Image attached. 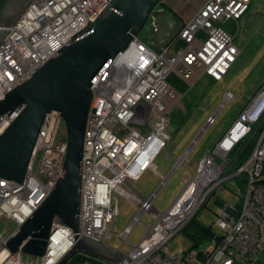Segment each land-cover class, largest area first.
I'll list each match as a JSON object with an SVG mask.
<instances>
[{"label": "built area", "instance_id": "2783aa9c", "mask_svg": "<svg viewBox=\"0 0 264 264\" xmlns=\"http://www.w3.org/2000/svg\"><path fill=\"white\" fill-rule=\"evenodd\" d=\"M109 1L31 0L12 26L0 27V97L55 57L57 50L69 45L71 36L93 21ZM253 1L257 0H205L181 23L172 43L156 50L135 37L94 83L81 159L80 237L106 244L116 233L118 196L132 197L122 185L134 189L133 182L147 168L154 170V158L170 140L176 90L168 79L173 75L189 82L205 74L212 80H221L238 53L234 36L223 24L229 20L237 22ZM158 74L165 79L164 87L175 93L164 109L155 98L159 91L155 85ZM260 84L262 87L215 145L217 159L203 156L166 209H154L152 201L157 192L149 199L133 197L140 206L139 212L119 234L120 239L127 240L144 213H150L153 220L141 240L124 251L129 261L124 258L118 264H264V123L259 122L264 114V80ZM232 98L227 92L220 107ZM142 111L146 118L138 124L133 119ZM209 119L207 124L213 121ZM8 123L0 121V132ZM255 123L259 130L249 156L227 172L226 156ZM60 125V115H47L21 183L0 179V219L13 224L10 229L0 227V252L63 174L66 141L58 136ZM220 161L223 164H218ZM237 175H243V190H237L241 201L238 206L223 205L220 209L215 223L222 233L213 248L200 255L195 250L175 255L167 252L166 243L184 229L212 192ZM223 208L230 211L229 215L222 212ZM53 226L43 256H25L18 250L2 264H57L75 240L73 230L58 218L53 220Z\"/></svg>", "mask_w": 264, "mask_h": 264}, {"label": "water", "instance_id": "95a60500", "mask_svg": "<svg viewBox=\"0 0 264 264\" xmlns=\"http://www.w3.org/2000/svg\"><path fill=\"white\" fill-rule=\"evenodd\" d=\"M162 0H110L86 27L71 36L72 42L57 50L29 78L0 97V118L16 113L0 134V179L21 183L47 115H60L66 129L63 174L33 213L9 237L0 252V264L18 250L43 256L53 220L74 232L75 251L105 264H118L123 251L78 235L81 159L92 87L117 55L123 52L151 19L145 42L156 50L177 35L180 22ZM31 0H0V27H10ZM129 261V260H128Z\"/></svg>", "mask_w": 264, "mask_h": 264}, {"label": "rangeland", "instance_id": "374dc122", "mask_svg": "<svg viewBox=\"0 0 264 264\" xmlns=\"http://www.w3.org/2000/svg\"><path fill=\"white\" fill-rule=\"evenodd\" d=\"M204 1L205 0H162L161 3L176 13L175 17L178 19L181 26V23L185 19H188ZM223 27L234 36V44L236 48H238V53L235 61L221 80L213 81L205 74L200 75L197 80H192L193 82L180 80L181 83L185 85V89L186 87L189 88L186 97L182 98L185 92L177 90L172 84L171 76L173 75L168 79L169 83L176 90L170 118L173 131L170 135L169 144L172 143V145H175L178 151H169L172 153V156L170 158L171 161L167 160V164H170L169 168H171L176 156V166L180 159L186 167L183 168V166H181L182 163L181 165L178 164L179 168L172 176L170 175L171 177H168L167 182L158 189L154 201H152L154 209H166L186 182L185 175H188V171L195 172L196 166L203 156L211 155L213 160L217 159L218 156H214V152L219 137L231 125L236 113L252 95L256 85L261 83L264 79V0L252 2L248 11L239 20L238 31L235 20L225 22ZM137 37L145 41L147 37L145 27ZM175 37L172 41L175 40ZM172 41H170V43H172ZM196 81L197 83H195ZM262 84L259 86L262 87ZM227 92H230L233 98L226 102L223 107H220L224 95ZM190 100L191 102L189 103ZM188 103L189 108L187 107ZM186 107L188 108L189 116L183 124H180L179 116L176 120L177 113L180 112L184 114L186 112ZM209 118H212L213 121L206 126L208 120H210ZM249 135L250 133H247L241 139V142ZM58 136L60 139L66 138L65 130H60ZM166 147L167 144L163 151L154 158V163L156 165L162 163L164 153L165 155L168 154ZM227 156L224 162L225 169L230 165V159H228ZM247 157L244 158L243 163L246 161ZM218 164H223V161H220ZM151 169L152 168H147L146 170L149 171H146L134 182V186L142 193V197L145 199L151 198V194L161 184V179L158 178L156 173L150 171ZM157 172L161 173L160 166H157ZM122 186V189L132 197L125 196L124 194L118 196L117 206L119 212L115 227L116 233L113 234L108 243L117 250L124 252L128 251L131 246L137 244L141 240L145 235L146 226L150 225L153 219L150 213H144L141 217V221L133 225L127 240L120 239L119 234L123 232L124 228L139 212L140 207L135 200L136 198H133L134 196L129 191V188L126 185ZM223 186L224 189H217L196 214V219L211 226L215 233L220 232L215 221L219 215L221 206H232L240 203V196L236 194V192L238 189L243 190V185L237 182L235 178L226 180ZM3 226H7L10 229L13 227V224L7 219H0V227ZM189 230L190 229L181 231L170 239L166 243V251L175 255L180 251H189V249L206 252L213 248L215 240L209 238H204L193 247V242L187 234ZM82 264L105 263L99 260L91 261L86 259Z\"/></svg>", "mask_w": 264, "mask_h": 264}, {"label": "trees", "instance_id": "16d2710c", "mask_svg": "<svg viewBox=\"0 0 264 264\" xmlns=\"http://www.w3.org/2000/svg\"><path fill=\"white\" fill-rule=\"evenodd\" d=\"M166 9L172 13L174 16H176L175 12L172 11V9L166 7ZM238 27H237V31H238ZM172 77V78H171ZM171 82H173L172 84L175 86V88L179 91L182 90V92H185L183 94V97H186V95L188 94L189 92V88L186 87L185 89V85H183V83H181V81L176 78L175 76H171ZM212 80V79H211ZM197 83V81L195 82ZM194 83V84H195ZM192 87V86H191ZM260 88L259 85L256 86V88L254 89L252 95L248 98V100L245 102V104L243 105V107H241V109H239V111L236 113L234 119L236 118V116H238V114L240 112H242V110L244 109L246 103H248L252 97L255 95V93L258 91V89ZM185 95V96H184ZM189 99V98H188ZM191 100H192V97H191ZM191 100L189 101V103L191 102ZM189 103L187 105V107L189 108ZM186 107V112L184 114H181L180 112L177 113V116H176V120L179 116V122L180 124H183L186 120V118H188L189 116V111H188V108ZM233 119V120H234ZM260 124H263L264 123V114L263 116L261 117V119L259 120ZM233 123V121H232ZM231 123V125H232ZM231 125L228 127V129L231 127ZM258 123H255L252 125V128H251V132H250V135L244 139L242 142L240 141L231 151L230 153L228 154V159H230V165L226 168L227 172H232L233 170H235L237 167H239L240 164L243 163V160L244 158H246L248 156V154L250 153L255 141H256V138H257V134H258ZM228 129L222 133V135L219 137L218 141L221 140V138L226 134V132L228 131ZM252 133V134H251ZM217 141V142H218ZM235 180H237V182L240 183V181L243 179V175H237L234 177ZM226 182V181H225ZM223 182L218 188H216L211 195H213L217 189H220V190H223L224 189V186L223 184L225 183ZM242 185V183H240ZM236 194L239 195L238 192H236ZM211 195L208 197V199L211 197ZM240 196V195H239ZM208 199L205 201L204 204H206V202L208 201ZM203 204V205H204ZM239 204V203H238ZM238 204H236L238 206ZM202 205V206H203ZM201 209V207H200ZM199 209V210H200ZM198 210V211H199ZM193 215V217L190 219V221L187 223V225L184 227V229L182 231H186V229H190L187 234L189 235V237L191 238L192 242H193V247L196 243L198 242H201L204 238H209V239H214L216 240L218 237H220L222 231L220 230L219 233H215L211 226L209 225H206L200 221H198L196 219V214L197 212ZM189 250H193V249H189ZM187 251V250H186ZM203 251L202 250H199L198 252V255H200ZM86 259L88 260H91V261H96L95 259L93 258H87L86 256H82L80 255L79 253L77 252H74L71 257L69 259H67L64 264H82V262H84Z\"/></svg>", "mask_w": 264, "mask_h": 264}, {"label": "bare ground", "instance_id": "6f19581e", "mask_svg": "<svg viewBox=\"0 0 264 264\" xmlns=\"http://www.w3.org/2000/svg\"><path fill=\"white\" fill-rule=\"evenodd\" d=\"M4 36V35H3ZM3 36H2V38H3ZM166 46V45H165ZM165 46H162V47H165ZM161 48V47H160ZM126 50V49H125ZM264 80V79H263ZM165 82V79H164V77H163V75H161V74H158L157 76H156V82H155V85L157 86L158 85V88H159V91H157V94L155 95V98L156 99H158L159 101H160V107H161V109H164L165 107H167L168 106V103H170V101L172 100V95H174V91L171 89V88H168V87H164V85H163V83ZM142 118H146V116H145V113H144V111H142L141 112V116H135L134 117V122H136V123H138V124H141L142 123ZM60 119H61V125H60V130H65V132H66V129H65V125H64V121H63V119L60 117ZM10 120V117L9 118H4V117H2V118H0V121H3V123H8V121ZM11 121V120H10ZM10 123V122H9ZM8 123V124H9ZM162 123H164V121H162ZM158 130H161V126H157L156 127ZM44 131H45V129H44ZM3 132V131H2ZM2 132H0V134L2 133ZM43 140V139H42ZM64 141H66V138H64L63 139ZM240 140L241 139H238L237 140V142H240ZM45 141V140H44ZM46 142V141H45ZM237 142H235L234 143V146H233V148L237 145L236 143ZM41 148H44V143H42L41 144ZM151 150H149V151H147L146 153L148 154L149 152H150ZM157 156V155H156ZM179 159V158H178ZM179 161V163L178 164H180L181 165V163H182V161L179 159L178 160ZM178 164H177V166H176V164H175V166L173 167V169H175V168H177L178 167ZM182 166V165H181ZM197 167V166H196ZM173 169H172V172H173ZM172 172L170 173V174H168L167 176H165V177H162L161 178V184H160V186H159V188L160 187H162L164 184H165V182H166V180L168 179V177L172 174ZM188 175H190V172L188 173ZM201 186V185H200ZM158 188V189H159ZM158 189L155 191V192H157L158 191ZM178 196V195H177ZM176 196V197H177ZM175 197V198H176ZM221 208H222V206H221ZM222 212L224 213V214H228L230 211L229 210H227L226 208H223V210H222ZM229 215V214H228Z\"/></svg>", "mask_w": 264, "mask_h": 264}, {"label": "crops", "instance_id": "0c3cea01", "mask_svg": "<svg viewBox=\"0 0 264 264\" xmlns=\"http://www.w3.org/2000/svg\"><path fill=\"white\" fill-rule=\"evenodd\" d=\"M179 20H182V19H179ZM211 79V78H210ZM259 84V83H258ZM257 84V85H258ZM256 85V86H257ZM256 88V87H255ZM170 141V140H169ZM169 141H168V143H167V147H166V150H167V152H168V154L167 155H165V153L163 154V160H162V163H159V165L157 164H155L154 163V161H155V159L153 160V164H154V170L153 169H151L150 171H152V172H154V173H156L157 174V176H158V178H162V177H165V176H167L168 174H170L171 172H172V169H173V167L175 166V164H176V159H177V157L175 156V161L173 162V165L171 166V168H169V166H170V164H167V160L168 161H171L170 160V158H171V156H172V153L171 152H169V151H173V152H175V151H178V150H176V148H175V145H172V143L171 144H169ZM159 155V154H158ZM157 155V156H158ZM156 156V157H157ZM155 157V158H156ZM157 166H160V168H161V173H158L157 172ZM183 166V165H182ZM181 167V166H180ZM179 168V166L177 167V168H175V169H173V172H172V174H171V176L174 174V172L177 170ZM183 168H184V166H183ZM146 171H149V170H145L142 174H141V176L146 172ZM189 172V171H188ZM170 176V177H171ZM169 177V178H170ZM140 178V177H139ZM185 178H186V181H187V178H188V175L186 174L185 175ZM168 180V179H167ZM167 180H166V182H167ZM165 182V183H166ZM186 183V182H185ZM185 183H184V185L182 186V188L179 190V192L183 189V187L185 186ZM132 186H133V188L134 189H132L131 187H129L128 185H127V187L129 188V191L133 194V196L134 197H142L143 195H142V193L141 192H139V190L134 186V182H133V184H132ZM160 186V185H159ZM123 187V186H122ZM159 188V187H158ZM157 188V189H158ZM156 189V190H157ZM155 190V191H156ZM154 191V192H155ZM153 192V193H154ZM179 192L177 193V195L179 194ZM153 193L151 194V195H153ZM157 194V193H156ZM176 195V196H177ZM156 196V195H155ZM175 196V197H176ZM154 201V200H153ZM173 201V200H172ZM171 201V202H172ZM116 221H117V219H116ZM132 221V220H131ZM115 227H116V225H115ZM107 245H111L110 243L109 244H107ZM112 246V245H111ZM113 247V246H112Z\"/></svg>", "mask_w": 264, "mask_h": 264}, {"label": "clouds", "instance_id": "9594fccd", "mask_svg": "<svg viewBox=\"0 0 264 264\" xmlns=\"http://www.w3.org/2000/svg\"><path fill=\"white\" fill-rule=\"evenodd\" d=\"M251 4H252V3H251ZM251 4H250V6H251ZM250 6H249V8H250ZM249 8H248V9H249ZM247 11H248V10H247ZM247 11H246V12H247ZM240 19H241V18H240ZM240 19H239V20H240ZM239 20L236 22V23H237V27H238V29H239ZM233 38H234V37H233ZM236 56H237V55H236ZM208 77H209V76H208ZM209 78H210V77H209ZM24 81H25V80H24ZM213 81H215V80H213ZM218 81H219V80H218ZM258 85H260V83H259ZM208 125H209V124H206V126H208ZM7 126H8V125H7ZM3 131H4V130H3ZM65 134H66V132H65ZM31 157H32V156H31ZM30 160H31V159H30ZM29 163H30V162H29ZM106 244H109V243L107 242ZM72 247H73V246H72ZM72 247H71V248H72ZM71 248H70V249H71ZM75 252H77V251H75ZM67 253H68V252H67ZM67 253H66V254H67ZM72 254H73V253H72ZM72 254H71V255H72ZM71 255H70L67 259H69V258L71 257ZM64 257H65V256H64ZM64 257H63V258H64ZM63 258H62V259H63ZM62 259H61V260H62ZM67 259H66V260H67ZM61 260H60V261H61ZM66 260H65V261H66ZM60 261H59V262H60ZM65 261H64V262H65ZM59 262H58V263H59ZM58 263H57V264H58Z\"/></svg>", "mask_w": 264, "mask_h": 264}, {"label": "flooded vegetation", "instance_id": "af4514ba", "mask_svg": "<svg viewBox=\"0 0 264 264\" xmlns=\"http://www.w3.org/2000/svg\"><path fill=\"white\" fill-rule=\"evenodd\" d=\"M162 7L166 8L165 5H163V3H160V4L156 7V9H158V8H162ZM150 22H151V19L149 18L148 21H147V23H146V25H145L146 32H147V30H148V28H149V24H150Z\"/></svg>", "mask_w": 264, "mask_h": 264}]
</instances>
